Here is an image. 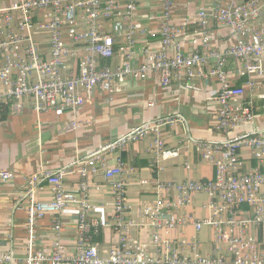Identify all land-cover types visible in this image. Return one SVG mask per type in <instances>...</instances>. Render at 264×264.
Listing matches in <instances>:
<instances>
[{
	"label": "built area",
	"instance_id": "2783aa9c",
	"mask_svg": "<svg viewBox=\"0 0 264 264\" xmlns=\"http://www.w3.org/2000/svg\"><path fill=\"white\" fill-rule=\"evenodd\" d=\"M157 1L162 5L161 48L156 51L146 49L147 59L139 64H135L136 34L146 32L144 25L134 19L139 0H19L1 8L0 102H9L11 109L19 113L25 100L30 98L37 113L54 111L61 115L82 107L98 87L112 99L122 90L127 77L144 79L148 73L158 71L162 74L164 87L182 80H217L220 88L216 100L220 108L216 119L218 128L227 136L232 130L253 122L255 112L252 103L246 104L242 99L246 93L245 86L233 83L226 67L230 58L239 60L240 75L247 77L246 86L251 90L260 87L261 82L256 78L264 79V23L258 30L253 27V22L263 15L264 0H231L227 5L215 2L210 12L198 10L197 32L201 35V49L190 53L183 51L177 40L178 35L185 32L186 25L179 26L173 19L174 0ZM40 11L43 15L39 14ZM120 18L125 25L116 31L124 34L125 44L118 50L126 54V60L112 66L109 61L116 55V37L103 28L101 21ZM210 18L236 37L229 48L222 51L211 48ZM39 34L45 36L50 44L47 56L37 42ZM78 45L85 53L80 57L77 71L69 72L68 61L79 53ZM179 120H182L179 115H172L146 121L65 166L31 174L26 179V189L20 202L27 210L29 233L25 264H228L221 255L200 256L196 252L193 258L177 252L153 257L146 245L130 233L138 223L131 218L126 219L127 175L131 169L123 162L122 153L132 143L151 135V153L165 160L178 157L180 147L167 145L164 130ZM70 127L75 128L76 123L72 122ZM186 139L194 141L202 158L214 164V178L157 183L156 201L142 209L154 230L152 241L163 242L167 247L168 243L159 231L174 229L191 221L173 214L170 208L183 207L195 193L206 192L211 196L212 213L204 221H194L196 229L200 230L204 224L211 225L215 229L217 243L228 245L232 263L264 264V253L259 251L256 239L246 234L250 223L259 225L264 233V128H249L221 141H198L188 133ZM246 147L252 151L259 165L244 170L243 149ZM113 153L118 154V163L108 166L107 157ZM101 167L105 177L113 181V224L120 235L118 245L105 256L93 243L92 224L89 222L93 203L87 180L88 172L95 174ZM73 172H79L82 177L79 197L69 194L63 185L64 178ZM12 178L9 171L0 170V181ZM45 185L54 193L50 201L39 197V191ZM171 189L177 192L175 202L168 200ZM70 202L76 203L77 208L80 234L77 254L67 255L59 238L54 241L51 252L36 247L38 220L49 213L59 214ZM244 204L254 209L248 222L238 218V207ZM235 227L239 229L237 233L233 232ZM55 229H61L58 218ZM192 246L196 250L197 244ZM13 261L12 252H0V264H12Z\"/></svg>",
	"mask_w": 264,
	"mask_h": 264
},
{
	"label": "crops",
	"instance_id": "0c3cea01",
	"mask_svg": "<svg viewBox=\"0 0 264 264\" xmlns=\"http://www.w3.org/2000/svg\"><path fill=\"white\" fill-rule=\"evenodd\" d=\"M19 0H0V9L10 6ZM217 2L227 5L231 0H174L173 19L179 26H185V32L178 35L177 40L183 51L190 53L201 49V35L197 32L199 22L196 14L200 9L211 11ZM40 15L43 12L40 11ZM134 19L140 21L146 32L136 34L137 56L135 64L144 62L149 51L161 48L162 5L157 0H139ZM102 26L116 37V55L109 64L120 65L126 60V54L119 49L125 44L124 34L116 30L125 25L123 19H103ZM263 15L253 22L255 29H261ZM122 25V26H123ZM208 30L211 37V48L225 50L235 41L236 37L225 26H221L210 18ZM117 33H119L117 35ZM37 42L45 54H50V44L45 36L37 35ZM79 53L68 61V71H77L80 57L85 53L78 45ZM241 63L230 58L227 72L230 80L236 85L245 86L243 102L252 103L255 112L253 122L232 130L229 135L239 134L249 128H264V79L256 78L260 87L251 90L246 86L247 77L240 75ZM67 72L66 74H68ZM220 84L215 79H196L179 81L169 87L162 84L161 72H150L144 79L129 76L122 90L109 99L108 93L96 88L93 95L84 105L75 111H65L57 115L54 111L37 113L30 98L25 100L21 112L15 113L10 106L8 117L0 122V170L9 171L13 178L0 181V252H12V264H25L28 253L29 233L27 230V210L22 196L26 189V179L40 170H56L74 159L82 158L111 139L125 134L131 128L146 121H153L162 116L179 115L182 120L167 126L164 138L169 147H180V155L176 158L163 159L150 152L152 136L132 143L122 153L123 162L131 169L127 175L126 219L136 223L130 233L134 238L146 245L149 254L161 257L177 252L182 256L193 258L195 252L200 256H223L228 264L233 256L225 243H217L215 229L209 225L197 230L194 221H204L211 216V196L206 192L195 193L190 202L170 212L177 216H185L191 221L174 229H161L162 239L168 243L152 241L153 228L148 224L142 209L157 199V183H179L186 180L203 181L214 178L215 167L210 161L202 158L194 141L186 139V134L198 141H221L227 133L218 128L216 115L220 108L216 95ZM153 102V105H150ZM72 122L76 127H70ZM244 170L259 165L249 148L243 149ZM118 154L107 157V165H116ZM79 172L68 174L63 185L72 196L81 194ZM89 197L93 203L89 212L92 226L100 225V233L93 243L99 246L102 255L116 247L119 233L114 229L115 197L113 181L105 177L103 167L92 174L88 172ZM146 180V183L141 181ZM39 197L50 201L54 193L46 185L39 191ZM177 192L171 189L168 200L175 202ZM21 205V207H19ZM253 207L244 204L238 207V218L246 222L252 217ZM60 220L61 229H55L56 219ZM239 229L234 228V233ZM38 239L36 247L51 252L53 243L60 239L65 253L69 256L77 254L80 234L77 228L76 203L70 202L59 214L49 213L38 220L36 225ZM247 236L256 239L259 251L264 253V233L262 228L250 223ZM196 243V250L192 244ZM48 264V263H45Z\"/></svg>",
	"mask_w": 264,
	"mask_h": 264
},
{
	"label": "trees",
	"instance_id": "16d2710c",
	"mask_svg": "<svg viewBox=\"0 0 264 264\" xmlns=\"http://www.w3.org/2000/svg\"><path fill=\"white\" fill-rule=\"evenodd\" d=\"M9 113H10V103L5 101L0 102V122L4 121L8 117ZM99 233H100V225L94 227L92 226L91 234L94 241L97 239Z\"/></svg>",
	"mask_w": 264,
	"mask_h": 264
}]
</instances>
